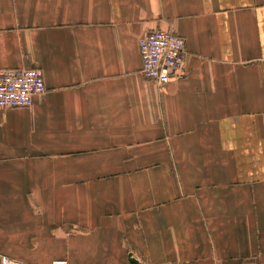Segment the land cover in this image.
I'll list each match as a JSON object with an SVG mask.
<instances>
[{"label": "crops", "instance_id": "obj_1", "mask_svg": "<svg viewBox=\"0 0 264 264\" xmlns=\"http://www.w3.org/2000/svg\"><path fill=\"white\" fill-rule=\"evenodd\" d=\"M184 76L141 74L151 31ZM0 263L264 264V0H0Z\"/></svg>", "mask_w": 264, "mask_h": 264}, {"label": "built area", "instance_id": "obj_2", "mask_svg": "<svg viewBox=\"0 0 264 264\" xmlns=\"http://www.w3.org/2000/svg\"><path fill=\"white\" fill-rule=\"evenodd\" d=\"M141 74L159 86L184 76L186 41L173 32L155 30L139 41ZM42 71L36 67L0 68V108H31L35 98L45 94ZM0 264H12L2 257ZM52 264H68L55 260Z\"/></svg>", "mask_w": 264, "mask_h": 264}]
</instances>
